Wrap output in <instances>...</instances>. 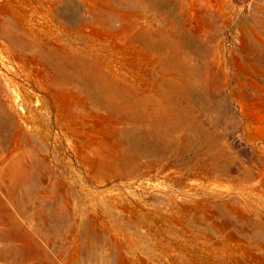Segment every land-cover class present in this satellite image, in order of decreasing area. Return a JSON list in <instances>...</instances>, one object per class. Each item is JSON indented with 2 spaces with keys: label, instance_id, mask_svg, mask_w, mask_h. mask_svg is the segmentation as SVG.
Masks as SVG:
<instances>
[{
  "label": "rangeland",
  "instance_id": "obj_1",
  "mask_svg": "<svg viewBox=\"0 0 264 264\" xmlns=\"http://www.w3.org/2000/svg\"><path fill=\"white\" fill-rule=\"evenodd\" d=\"M0 264H264V0H0Z\"/></svg>",
  "mask_w": 264,
  "mask_h": 264
}]
</instances>
